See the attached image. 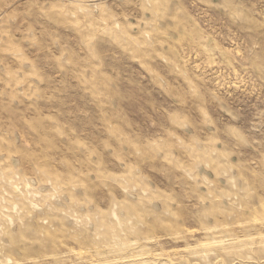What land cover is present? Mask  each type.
<instances>
[{
  "label": "rangeland",
  "instance_id": "374dc122",
  "mask_svg": "<svg viewBox=\"0 0 264 264\" xmlns=\"http://www.w3.org/2000/svg\"><path fill=\"white\" fill-rule=\"evenodd\" d=\"M0 264H264V0H0Z\"/></svg>",
  "mask_w": 264,
  "mask_h": 264
}]
</instances>
